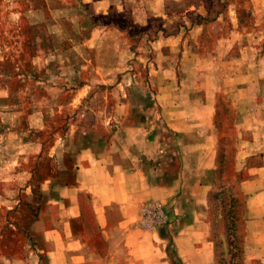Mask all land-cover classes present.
I'll return each instance as SVG.
<instances>
[{"label":"rangeland","instance_id":"obj_1","mask_svg":"<svg viewBox=\"0 0 264 264\" xmlns=\"http://www.w3.org/2000/svg\"><path fill=\"white\" fill-rule=\"evenodd\" d=\"M161 101L216 106L215 183L193 213L214 264H256L233 126L264 121V0H0V264H73V236L104 252L92 219H73V155L98 139L106 150L119 123L163 121ZM153 202L138 226L164 232L161 203L167 223L143 225Z\"/></svg>","mask_w":264,"mask_h":264},{"label":"crops","instance_id":"obj_2","mask_svg":"<svg viewBox=\"0 0 264 264\" xmlns=\"http://www.w3.org/2000/svg\"><path fill=\"white\" fill-rule=\"evenodd\" d=\"M180 93L162 89L157 98ZM160 106L163 121L118 122L106 150L96 146L106 143L98 139L73 155V219L87 225L91 218L106 246L100 253L94 242L86 248L73 236V264H89L83 247L104 264H173L170 244L183 264L215 263V249L204 234L207 224L194 216L192 199L204 209L214 187L221 143L216 106L167 101ZM157 125L163 134L153 132ZM235 125L236 149L243 145L250 173L241 187L251 242L246 249L253 263L264 264V121ZM150 201L172 212L164 232L147 233L138 226L141 207ZM184 204L189 217L180 214Z\"/></svg>","mask_w":264,"mask_h":264},{"label":"built area","instance_id":"obj_3","mask_svg":"<svg viewBox=\"0 0 264 264\" xmlns=\"http://www.w3.org/2000/svg\"><path fill=\"white\" fill-rule=\"evenodd\" d=\"M166 223H167V216L160 203L153 202L144 209V220H143L144 226L150 227L153 225H159L160 227L162 225L164 226V224Z\"/></svg>","mask_w":264,"mask_h":264}]
</instances>
